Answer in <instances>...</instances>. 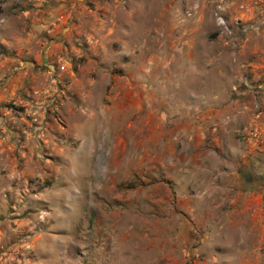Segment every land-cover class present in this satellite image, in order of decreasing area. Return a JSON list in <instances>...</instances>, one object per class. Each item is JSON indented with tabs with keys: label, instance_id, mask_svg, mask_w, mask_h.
Instances as JSON below:
<instances>
[{
	"label": "rangeland",
	"instance_id": "1",
	"mask_svg": "<svg viewBox=\"0 0 264 264\" xmlns=\"http://www.w3.org/2000/svg\"><path fill=\"white\" fill-rule=\"evenodd\" d=\"M0 264H264V0H0Z\"/></svg>",
	"mask_w": 264,
	"mask_h": 264
},
{
	"label": "crops",
	"instance_id": "2",
	"mask_svg": "<svg viewBox=\"0 0 264 264\" xmlns=\"http://www.w3.org/2000/svg\"><path fill=\"white\" fill-rule=\"evenodd\" d=\"M199 122H201V121H199ZM205 123V122H204ZM186 124V123H185ZM194 124V120H190V121H188V127H186L185 128V131L188 133V134H190V130H191V126H189V125H193ZM190 136V135H189ZM186 152L187 151H183V154H186ZM216 155H218V156H220V158H221V160H222V162L223 163H225V162H227V159H225V157L223 156V152H217L216 153ZM186 162H188V160H183V164H186ZM175 165H178L179 164V162H175L174 163ZM181 164V163H180ZM226 164V163H225ZM220 182H218L217 183V185L215 186L216 188L217 187H219V188H221V189H223L225 186H223L224 184H222V185H218ZM178 184V183H177ZM208 195H206V197H205V200H207V202H209L210 201V198L209 197H207ZM154 203H159L160 202V199H159V197L158 196H156L155 197V199H154V201H153Z\"/></svg>",
	"mask_w": 264,
	"mask_h": 264
},
{
	"label": "built area",
	"instance_id": "3",
	"mask_svg": "<svg viewBox=\"0 0 264 264\" xmlns=\"http://www.w3.org/2000/svg\"><path fill=\"white\" fill-rule=\"evenodd\" d=\"M64 68V67H63Z\"/></svg>",
	"mask_w": 264,
	"mask_h": 264
}]
</instances>
